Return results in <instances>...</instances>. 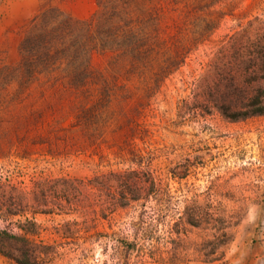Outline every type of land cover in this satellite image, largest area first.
<instances>
[{
  "label": "rangeland",
  "instance_id": "obj_1",
  "mask_svg": "<svg viewBox=\"0 0 264 264\" xmlns=\"http://www.w3.org/2000/svg\"><path fill=\"white\" fill-rule=\"evenodd\" d=\"M49 6L86 18L96 0H0V231L25 237L34 264H158L182 191L232 175L230 186L255 191L256 200L223 259L193 264H264V116L230 122L217 112L203 113L198 102L218 73H207L209 59L197 53L177 71L159 72L171 39H184L196 25L226 38L219 54L227 56L220 66L227 65L232 34L251 19L264 28V0H141L133 9L137 43H153V54L147 67L140 57L131 65L127 55L119 61L112 53L94 56L113 98L98 107V128L89 119V128L100 132L89 135L52 130L74 131L72 103L65 101L63 109L58 89L41 87L43 79L23 88L4 77L3 67L19 58L29 21ZM256 32L247 36L254 39ZM157 35L166 43L158 46ZM156 74L166 79L153 98ZM182 100L193 107L179 112ZM97 134L102 141L94 147L91 136ZM133 157L138 164L129 162ZM132 171L144 196L115 208L109 195L116 182L102 176ZM98 182L109 184V195ZM123 248L129 253L122 258ZM19 250V244L0 241V251L16 256ZM0 264L17 263L0 253Z\"/></svg>",
  "mask_w": 264,
  "mask_h": 264
},
{
  "label": "trees",
  "instance_id": "obj_2",
  "mask_svg": "<svg viewBox=\"0 0 264 264\" xmlns=\"http://www.w3.org/2000/svg\"><path fill=\"white\" fill-rule=\"evenodd\" d=\"M140 1L96 0L95 10L86 18H77L65 9L49 6L41 9L29 21L18 44L19 58L13 65L3 67L4 77L8 83L15 82L23 88L43 79L41 87L60 91L63 109L64 102L71 101L70 110L75 116L71 127L74 131H66L56 125L51 127L55 134L63 132L66 135L69 132L89 135L88 131L92 130L88 126L90 118L96 119L93 124L97 128L101 125V110L98 107L105 102L106 106H110L113 97L109 93L105 73L94 67L95 55L112 53L115 61L127 55L133 60L131 65L135 64L134 58L140 57L146 60L142 62L143 66H148L153 43H137L139 25L135 23L136 16L133 15V9ZM260 24L256 23V19H251L243 27L240 23L237 25L242 29L232 34L229 62L222 66L221 59L227 56L219 53L227 43L226 38H214L212 33L206 35L208 31L196 25L184 39H171L173 49L161 59L159 72L166 70L168 74L173 73L186 64L191 54L197 53V56L209 59L207 73H218L217 78L213 79V86L203 93L198 102V108L203 113L217 112L230 122L264 116V28ZM216 26L213 28L216 29ZM197 28L199 31H196ZM251 30H257L254 39L247 36ZM155 40L158 46L166 43L160 35ZM204 43L211 46L208 48ZM201 45L203 50H200ZM165 79L156 74L157 91L153 98L159 94ZM191 107L193 104L182 100L178 111H189ZM92 132L100 133L99 129ZM98 135L91 136L94 147L102 141V136ZM103 159L99 157V160ZM129 160L138 164L136 157ZM231 176L219 175L203 189L182 191V198L174 207L172 219L167 225L164 245L157 252L161 257L158 264L212 263L223 259L240 220L256 200L255 191L230 186ZM102 178L116 182L111 195L109 184L98 182L97 186L99 191L108 190L107 195L115 208L126 207L128 199L138 200L144 196L133 171L128 174L110 173ZM150 188L146 187V194ZM94 213L102 217L99 211L95 210ZM0 241L19 244L21 249L16 256L0 251L2 255L17 264H34L26 249L28 241L25 237L0 231ZM122 250L119 252L123 258L129 250Z\"/></svg>",
  "mask_w": 264,
  "mask_h": 264
},
{
  "label": "crops",
  "instance_id": "obj_3",
  "mask_svg": "<svg viewBox=\"0 0 264 264\" xmlns=\"http://www.w3.org/2000/svg\"><path fill=\"white\" fill-rule=\"evenodd\" d=\"M74 16V15H73Z\"/></svg>",
  "mask_w": 264,
  "mask_h": 264
}]
</instances>
